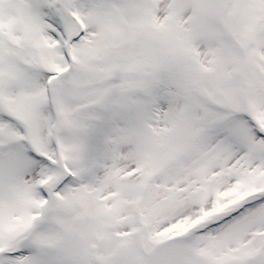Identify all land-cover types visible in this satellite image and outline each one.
<instances>
[{
    "label": "snow or ice",
    "instance_id": "1",
    "mask_svg": "<svg viewBox=\"0 0 264 264\" xmlns=\"http://www.w3.org/2000/svg\"><path fill=\"white\" fill-rule=\"evenodd\" d=\"M0 264H264V0H0Z\"/></svg>",
    "mask_w": 264,
    "mask_h": 264
}]
</instances>
